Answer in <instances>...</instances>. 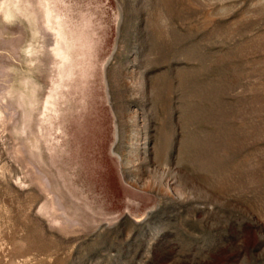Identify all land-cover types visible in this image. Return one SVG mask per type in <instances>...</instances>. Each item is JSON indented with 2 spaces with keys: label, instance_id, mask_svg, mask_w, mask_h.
<instances>
[{
  "label": "rangeland",
  "instance_id": "rangeland-1",
  "mask_svg": "<svg viewBox=\"0 0 264 264\" xmlns=\"http://www.w3.org/2000/svg\"><path fill=\"white\" fill-rule=\"evenodd\" d=\"M0 264H264V0H0Z\"/></svg>",
  "mask_w": 264,
  "mask_h": 264
},
{
  "label": "bare ground",
  "instance_id": "bare-ground-1",
  "mask_svg": "<svg viewBox=\"0 0 264 264\" xmlns=\"http://www.w3.org/2000/svg\"><path fill=\"white\" fill-rule=\"evenodd\" d=\"M46 13V12H45ZM47 15V14H46Z\"/></svg>",
  "mask_w": 264,
  "mask_h": 264
}]
</instances>
